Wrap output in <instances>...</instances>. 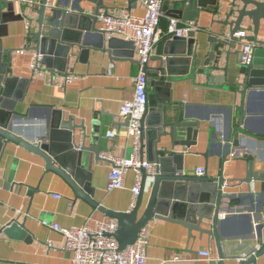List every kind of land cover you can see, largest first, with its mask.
Returning <instances> with one entry per match:
<instances>
[{"label":"crops","instance_id":"0c3cea01","mask_svg":"<svg viewBox=\"0 0 264 264\" xmlns=\"http://www.w3.org/2000/svg\"><path fill=\"white\" fill-rule=\"evenodd\" d=\"M33 1L39 3L40 0ZM173 1L177 0L164 1L160 18L162 34L151 58L161 54L168 39L165 32ZM101 3V13L122 9L138 17L144 14L141 4L134 1L102 0ZM49 4L69 13L79 5L86 13L94 8L87 0H49ZM21 5L16 6V14L23 13ZM34 11H26L23 21H9L5 28L0 26V48L9 80L4 82L7 97L3 104L6 110H11L2 119L10 134L0 138V264H71V252L62 250L64 237L52 230L51 224L65 229L80 228L84 224L112 219L107 215L108 211L130 212L131 189L135 184L133 172L125 173L122 189L107 192L111 166L99 158L106 153L125 158L131 154L133 144L126 136L119 107L134 97L138 56L133 45L124 40L121 43L120 38L115 37L118 40L112 47L110 40L100 41L98 24L93 30L90 23L80 47L69 51L67 62L52 54L51 61L44 66V58L35 50L38 45L33 40L39 29L38 15ZM45 15H50V9ZM197 19L196 29L190 22L179 21L195 30L194 45L190 49L184 46V49L191 52L196 48V61L187 66L185 75L181 72L184 69L174 70L176 73L169 78L167 87L158 90L149 85L152 74L149 75L148 107L162 106L169 121H175L183 114L195 123L193 130L196 133L189 138V146L174 150L176 154L171 156L168 169L181 168L184 176L196 177L195 170L203 168L205 175L202 178L221 181L222 209L215 224L210 221L199 226L210 231L209 236L196 230L189 233L175 222L158 219L149 222L145 264H238V256L247 254L245 261H248L264 244V182L261 180V174H264V45L255 46L236 35L227 45L218 46L215 58L204 66L212 45L209 38H221L223 31L214 23L219 18L213 14L212 7L203 10ZM240 33L252 36V29L247 25ZM257 39L264 42V20L260 22ZM244 43L253 45V60L263 66L258 76L250 77L256 82L253 87L247 84L248 70L239 65V52ZM36 53L42 57L39 74L31 70ZM183 55L186 56L184 52ZM148 67L151 71L158 67V62L151 60ZM205 69H211L210 76L204 73ZM66 74L75 79L61 85L60 77ZM245 86L249 88L246 92ZM57 119L63 124L82 128L76 130L79 147L101 150L97 154L85 153L81 162L85 173L80 176V181L93 188L92 198L104 209L102 212L86 200L77 199L67 181L47 169L38 154L20 144V141L32 145L46 143L50 124ZM110 132L116 135L113 139L107 138ZM93 137H98L97 143L93 142ZM178 137L184 139L183 134ZM147 138L144 134V160L148 155ZM56 143L61 146L63 141ZM164 143L168 146L167 138ZM244 155L252 159L254 178L248 182L244 181L248 164ZM152 189V179L146 178L137 219L142 217ZM56 195L60 198H54ZM177 202L187 203L186 200ZM49 241L52 248L47 247ZM202 250L210 251L212 260L198 258L197 253ZM174 255L179 256V262L171 263ZM220 258L221 263L217 261ZM247 264H264V254L255 263Z\"/></svg>","mask_w":264,"mask_h":264},{"label":"water","instance_id":"95a60500","mask_svg":"<svg viewBox=\"0 0 264 264\" xmlns=\"http://www.w3.org/2000/svg\"><path fill=\"white\" fill-rule=\"evenodd\" d=\"M88 3L94 5L90 13L82 6H77L73 9V13L66 11H59L52 7L46 6V0L39 1V7L33 9L37 13L38 31L34 34V42L38 45L37 50L43 56V65H48L51 61L50 55L63 57V62H67L68 53L73 47H80L84 36L89 32L88 25L93 24V30L97 24L96 17L100 13L102 0H87ZM132 2L133 0H129ZM163 0V6H164ZM21 5V4H20ZM16 6L19 4L11 2L10 0H0V26L5 28L9 21H23L25 19L26 11L30 9L21 5L20 8L23 13L16 14ZM162 6V11H163ZM208 7L213 8V14L219 18L215 21L218 26L222 27V37H210L209 41L212 43L210 50L207 52V60L204 66H207L217 55L218 46L227 45L229 40H233L236 35H239L247 25L252 29V36H240L241 40L250 42L252 44L264 45L263 41L257 39V32L260 27L261 20H264V2L254 0H231V2L223 3L221 0H177L173 1V7L169 10L170 18L177 19L182 22H190L192 27L196 29L198 24V16L203 10ZM47 9H50V15H45ZM73 14V15H72ZM192 29L186 34V38L169 37L164 43L163 50L159 56L151 58V60L158 62V67L149 71L148 65L144 67V72L147 77L152 74L150 86H155L157 90L160 87H167L169 78L175 75L178 68L184 69L181 71L186 74L187 66H190L197 59L196 48L190 52V46L195 43V30ZM100 41L103 37L99 34ZM118 39H111L110 44L117 42ZM124 43L123 40H118ZM130 43V42H129ZM84 44V43H83ZM132 44V43H131ZM184 46H188L185 51ZM196 47V46H195ZM184 49V51H183ZM183 52L186 56L183 55ZM258 53H255L257 55ZM4 56L2 57L0 48V138L10 134L9 127H6L5 122H2L3 117L8 116L11 110H6L3 102L7 97L5 93L4 82H9L6 77L7 64L4 63ZM248 70L247 84L248 87H253L255 81L250 77L258 76L259 69L263 66L255 60L249 65L244 66ZM206 68V67H205ZM206 74H211V69H205ZM6 79L4 80V78ZM4 85V88H3ZM147 87V85H146ZM244 87L245 92L249 89ZM146 97V112L140 121L141 126V160L155 166V173L152 179L153 189L151 198L146 206L142 217L137 219V211L141 203V192L138 196L135 208L127 213H114L108 211L107 215L118 223V229L115 239L119 248L134 244L138 237V231L146 226L152 220L158 219L165 222L177 223L191 233V230H196L201 234L210 235V231H204L199 226L204 222L218 221V212L222 209L221 202L224 195L221 194L219 187H222L221 181L187 177L178 170L168 169V163L171 162V156H174L175 149L178 147H188L189 138H193L196 133L194 122L187 120L183 114L175 121L167 119L166 109L161 107L149 108ZM147 128V131H145ZM80 127H73L63 124L61 120L51 122L49 137L46 143L40 145H32L27 142L20 141L22 147L33 153L38 154L45 162L46 168L58 174L64 181H67L71 186L75 197L77 199L86 200L94 208L101 212L103 208H99L97 202L92 198L94 190L90 186H84L80 181V176L85 173L82 168L83 160L86 152L99 153L101 150L96 148H89L86 146L79 147L77 145V132ZM147 135V157L143 159V135ZM179 134L184 135V139H180ZM93 142L97 143L98 137H93ZM168 139V146L164 143ZM62 140L61 146H58L56 141ZM69 159L71 164L69 163ZM243 159L247 164V174L245 182L254 178L252 173V159L248 155H244ZM256 178V177H255ZM144 184L146 176L143 177ZM261 180L264 182V174H261ZM264 192V186L262 187ZM187 201L186 204L179 203ZM197 225V226H196ZM264 254V244L260 251L248 261L247 263H255L256 259Z\"/></svg>","mask_w":264,"mask_h":264},{"label":"built area","instance_id":"2783aa9c","mask_svg":"<svg viewBox=\"0 0 264 264\" xmlns=\"http://www.w3.org/2000/svg\"><path fill=\"white\" fill-rule=\"evenodd\" d=\"M17 4L27 5L29 9L39 7V3L33 0H10ZM141 4L144 14L141 17L129 14L122 9H114L113 12H100L96 21L98 32L103 39L111 40L120 38L126 42L132 43L135 55L138 56V71L134 81V97L132 100L124 101L119 107V116L124 120L126 127V136L131 139L132 149L129 157L113 156L103 154L99 159L109 163L110 173L107 177L108 183L106 191L111 192L124 187V175L131 171L134 174L135 184L131 189L130 211H132L141 192V185L144 175L146 178H152L155 173V166L141 160V126L140 121L146 112V85L147 74L144 67L149 65L152 52L160 40L162 34L160 29L163 0H133ZM46 6L50 7L49 0H46ZM26 29H30L29 23ZM188 25H182L177 19H169L166 27L165 36L174 38H186V34L192 30ZM242 36L239 33L238 37ZM254 47L249 43H244L240 50L239 65L247 66L254 58ZM31 70L34 74L41 73L42 57L36 53L33 56ZM72 75H63L60 77V84H66L73 81ZM115 133H107V138L113 139ZM195 176L202 178L205 175L203 168L195 170ZM54 198L59 199L58 195ZM51 229L64 237L62 250L69 251L72 254L71 264H145L148 246L147 225L138 231V237L134 244L119 248L115 239L118 229V223L114 219L95 222L93 225L84 224L80 228H61L56 224L50 225ZM48 248H52L49 241ZM259 248L256 245L255 250ZM255 252V251H254ZM253 252V253H254ZM200 259L212 260L211 252L202 250L197 253ZM248 255H241L236 258L238 264L244 263ZM180 258L174 255L171 263L179 262ZM219 263L222 259L217 260Z\"/></svg>","mask_w":264,"mask_h":264}]
</instances>
